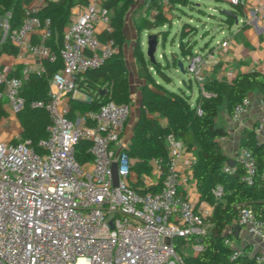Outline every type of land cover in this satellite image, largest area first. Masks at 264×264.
<instances>
[{
  "label": "built area",
  "instance_id": "1",
  "mask_svg": "<svg viewBox=\"0 0 264 264\" xmlns=\"http://www.w3.org/2000/svg\"><path fill=\"white\" fill-rule=\"evenodd\" d=\"M36 1V7L25 8L27 14L18 27L11 29L9 18L0 16V42L7 38L19 51L41 60L37 67L25 63L19 76L0 75V102L15 113L25 102L21 93L24 79L30 72H40L44 59L55 58L46 44L52 33L51 20L32 14L42 3ZM168 1L163 0L165 4ZM245 3L229 0L228 9ZM251 11L264 16V2ZM110 29L109 10L99 0H90L73 13L63 32V67L49 81V100L31 102L33 107L47 109L51 120L47 137L38 142L40 150L19 133L0 141V264H184L174 239L193 235L194 241L186 246L192 247L194 254L202 249L196 234L205 231L214 206L180 190L182 181L188 180L179 168L180 158L187 151L183 141L167 135V158L150 161L157 179L142 175L139 180L127 152L129 139L125 138L132 114L129 103L108 101L95 111L71 115V99L92 100L78 88L77 78L113 53L112 41H102L98 36ZM218 43L226 46L229 40ZM187 60L185 71L204 83V54L195 51ZM248 105V98L237 103L232 117L238 118ZM80 139L91 142L92 158L85 163L75 155ZM188 157L192 171L196 155ZM241 160L245 178L251 180L254 157L242 149ZM115 161L117 185L112 174ZM226 169L232 171L233 167L228 164ZM222 194V186L213 189L215 199ZM237 225L264 242V222L251 208H240ZM240 252L237 248L231 258ZM255 256L264 264V253Z\"/></svg>",
  "mask_w": 264,
  "mask_h": 264
},
{
  "label": "trees",
  "instance_id": "2",
  "mask_svg": "<svg viewBox=\"0 0 264 264\" xmlns=\"http://www.w3.org/2000/svg\"><path fill=\"white\" fill-rule=\"evenodd\" d=\"M33 0H0V16L11 12L9 24L11 29L18 27L26 16L25 5ZM221 2L224 0H215ZM90 0H42L39 7L32 12L41 18L51 20V36L46 44L51 48L55 58L43 60L40 72H30L24 79L22 95L25 102L17 117L20 122V136L31 142L36 150H40L38 142L47 137L50 115L44 107H33L31 102L49 100V81L63 67L60 49L63 42V32L73 16V8L86 6ZM136 0H104L102 5L110 13V30L99 33L102 41H112L113 53L96 67H89L80 72L78 88L92 96V100L71 99V115L77 112L87 114L97 110L108 101L129 103L132 105L131 85L128 67L124 57L125 15ZM148 15L143 16L137 25V41L133 48L134 58L144 71L145 82L140 86L141 103L129 139L128 156L133 159V169L139 180L142 175H152L153 158H167L168 146L166 136L169 134L181 139L187 151L196 148V161L192 166V176L196 181V189L201 200L213 204L214 211L208 220L209 229L200 232L199 243L202 249L197 253H186L183 247L189 239L176 237L174 247L184 260V264H259L256 254L250 255L248 248L241 249L236 258H231L237 248L234 228L237 226L238 213L241 207H249L256 218L264 222V140H260L255 130H245L239 138L241 149L248 150L254 157L255 171L251 180L245 178V168L238 161L233 170H227L228 156L224 152L221 138L227 135L223 126L216 124L220 106L224 105L228 114L232 115L237 103L248 98L251 90H257L263 97L264 104V71L249 70L238 73L229 80L208 77L200 84L194 80L200 90L192 101L191 95L180 90H170L157 80L151 70L165 80L170 77L166 65L156 59L152 62L141 46L140 37L144 31L153 33L163 26L171 27L169 15L185 6L196 7L194 0H145ZM202 10V9H201ZM238 16L242 14L243 6L233 9ZM203 11V10H202ZM216 24L229 26L235 23L233 15H217ZM188 20L182 21L178 32V52L184 58L191 56L197 46L195 36L197 26ZM164 30L157 32L158 39L164 43L168 35ZM0 53L17 55L19 47L5 39L0 42ZM173 54V53H172ZM175 59V66H176ZM150 68V70H149ZM152 68V69H151ZM17 68L9 76H19ZM189 80H193L191 77ZM2 84L0 83V88ZM202 88L205 93H203ZM7 116V111L0 102V121ZM131 118V117H130ZM130 120V119H129ZM129 122V121H128ZM91 142L80 139L75 146V155L81 163L88 162L92 156L89 152ZM222 186L223 194L215 199L213 189ZM136 188L137 185H135ZM229 241L230 243H226ZM258 254V253H257Z\"/></svg>",
  "mask_w": 264,
  "mask_h": 264
},
{
  "label": "crops",
  "instance_id": "3",
  "mask_svg": "<svg viewBox=\"0 0 264 264\" xmlns=\"http://www.w3.org/2000/svg\"><path fill=\"white\" fill-rule=\"evenodd\" d=\"M34 1L36 0H33L32 2ZM99 1L100 3H102L104 0ZM224 1L229 3V0ZM263 2L264 0H246V3L243 6L242 14L238 16V22L235 21L234 24L223 27L215 23L213 25L217 27V29L215 30L219 32L221 31L222 36L220 38H217L216 40L209 38L201 46H199L198 49L195 48L194 51H199L204 54L207 66V78L212 76L226 81L233 78L240 72L254 69L264 71V16L261 12L252 13L251 11ZM137 6L138 0H136V2L128 9L125 15L124 32L126 35V41L124 42V57L128 69L129 65L126 60V53H128V55L130 56L132 67H134L136 71L139 72L138 63L135 60L133 54V48L138 37L136 28L139 22H131L130 24L127 23V15L130 14V12L136 11V9L139 8ZM142 6L145 11L143 16L148 15L145 0L142 1ZM80 7L83 6L78 5L74 7L73 13H75ZM225 28L228 29V33L224 34ZM146 32L147 31H144L140 37L143 50L144 44H146V41H144L143 39V35ZM214 32L215 31L212 30L211 32H209V34L214 35ZM227 39L229 40V43L226 46H222L221 43H218L219 41L222 42L223 40ZM36 40L37 38L36 36H34L33 41ZM160 41L161 40L158 39V45ZM165 42L162 43L163 51L160 56H165L167 59H169L170 56L168 57V53L165 50ZM173 52H178V48L175 51L172 50L171 54ZM179 60L182 61L185 71V67L187 66L186 62L188 64V60L181 55L177 57L176 66H173V64L169 63L170 69H174L175 71H177L179 69ZM27 62L30 63L33 67H37L41 64V60L24 51H19L17 55L0 53V75H9L11 71L17 68H20L21 74V69ZM182 81L184 82V85H186L187 89L185 90L181 88V90L185 91L186 94L191 95L192 98V94L194 92V84H196L198 94L200 87L194 80L191 81L188 79V81H185L182 79ZM144 82L145 77L143 78V82L141 83V85ZM196 97L197 96H195V99ZM248 99L249 105L247 107V110L238 118L234 119L232 115L228 114L224 105H222V110L220 109V106L218 116L216 118V124L225 127L228 132L226 136L221 138V144L224 148V152L229 158L236 160V163L238 161L242 162V149L239 146V138L245 130H255L258 138L260 140H264V123L262 122V117L264 116L263 97L257 90H251L248 94ZM194 100L192 99V101ZM140 103L141 96L139 91V106ZM2 105L7 111V116L2 119V125H8L7 128L9 131V135L7 139H10L16 133L20 134L21 126L17 117V112L15 113L7 103H2ZM190 154L196 155L195 147L190 151H186V153L180 158L179 161V168L182 176L184 177V179L185 177L188 178L187 181H182L180 190L185 195L193 197L197 200L200 199V196L196 189V181L190 174L192 173V171L188 165V156ZM151 178L152 180H155L157 179V176L151 175ZM139 184L141 185V183ZM236 230L237 229L235 227L234 232ZM236 239V241L232 242L236 248L245 249L247 247L249 249L248 253H250V255L264 253V242L257 235L250 233L246 228H240V230L237 232Z\"/></svg>",
  "mask_w": 264,
  "mask_h": 264
},
{
  "label": "rangeland",
  "instance_id": "4",
  "mask_svg": "<svg viewBox=\"0 0 264 264\" xmlns=\"http://www.w3.org/2000/svg\"><path fill=\"white\" fill-rule=\"evenodd\" d=\"M142 1L143 0H138V6L139 8L136 9L134 12H130L127 16V23H137L140 22L141 17H143V14L145 13L144 8L142 6ZM196 3V7H191V6H185L183 10L181 11L179 8H176L174 12H172L171 15H169V18L172 20L171 27L163 26L164 28H157L153 31V33H157L160 30H164L167 33H170L168 35V39L165 42V50L168 53V57L170 56L169 59H167L165 56H160L162 51H163V45L162 42L160 41L157 51H156V59L166 65V70L167 73L170 77L169 80H165L160 78L157 73L154 71V69L151 70L152 74L154 77L161 81L168 89L170 90H176L180 91L182 89H187L186 85H184V82L182 81H188L190 78V74L187 71H182L180 68L175 71L174 69H170V64L175 65V59L180 55L179 52H173L171 54L172 50H177V44L179 42V36L178 32L182 26V21L183 20H188L191 23H193L195 26H197L198 33L195 36V39L197 41V46L196 49L199 48L207 39L212 38L216 40L217 38H220L222 36L221 31H217V27L213 26L216 23V19H214L217 15H220V11L222 9H228L230 8V4L226 1H221L217 2L215 0H194ZM37 1L31 2L30 4L25 5V8L30 9L32 7L37 6ZM203 11H202V10ZM135 15H134V14ZM139 13V14H137ZM11 15V12H8L5 14V17L9 18ZM137 17V18H136ZM215 31L214 35L209 34L211 31ZM228 33V29H224V34ZM147 35L148 33L146 32L143 35L144 41H146V44H144V51L145 55L147 52ZM207 35V36H206ZM206 36V37H205ZM126 60L129 65L128 69V75L130 79V85H131V96H132V114L131 118L128 122L126 133H125V138L129 139L131 137L132 129H133V124L136 120V117L138 115L139 109V91H140V86L141 83L143 82L144 78V71L141 69V67L138 65L139 72L136 71L134 67H132L130 56L128 53H126ZM187 65V62H186ZM150 70V68H149ZM188 92V91H187ZM195 96H197V86L194 84V92L192 94V99H195ZM223 106H221L222 110ZM8 125H2L0 128V141H3L7 139L9 135L8 131ZM210 224H206L204 227L205 230L209 229ZM183 250L186 253H193V248L192 247H187L186 245L183 247Z\"/></svg>",
  "mask_w": 264,
  "mask_h": 264
},
{
  "label": "water",
  "instance_id": "5",
  "mask_svg": "<svg viewBox=\"0 0 264 264\" xmlns=\"http://www.w3.org/2000/svg\"><path fill=\"white\" fill-rule=\"evenodd\" d=\"M222 15H233L235 18V21L238 22V15L233 13V10L231 9H222L220 11ZM158 47V35L157 33H148L147 35V52L146 56L152 61H156V51ZM179 68L184 71V66L181 60L178 62ZM227 163L230 166H235L236 165V160L232 158H227ZM112 174H113V180L114 184L117 185L119 181V175H118V163L115 161L113 162L112 165ZM241 226L237 225L236 226V231L234 232V235L237 237V232L240 230Z\"/></svg>",
  "mask_w": 264,
  "mask_h": 264
}]
</instances>
